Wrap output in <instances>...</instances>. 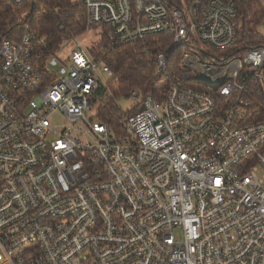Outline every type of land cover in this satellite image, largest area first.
I'll use <instances>...</instances> for the list:
<instances>
[{"label": "built area", "instance_id": "built-area-1", "mask_svg": "<svg viewBox=\"0 0 264 264\" xmlns=\"http://www.w3.org/2000/svg\"><path fill=\"white\" fill-rule=\"evenodd\" d=\"M80 2L111 46L190 45L185 76L130 90L113 132L87 116L112 72L75 36L0 38V264H264V45L219 62L192 46L234 47L236 0Z\"/></svg>", "mask_w": 264, "mask_h": 264}, {"label": "trees", "instance_id": "trees-1", "mask_svg": "<svg viewBox=\"0 0 264 264\" xmlns=\"http://www.w3.org/2000/svg\"><path fill=\"white\" fill-rule=\"evenodd\" d=\"M236 6L234 47L221 52L194 43L193 49L204 60L219 62L241 50L264 45V37L251 28L255 21L264 18V0H236ZM85 16V7L80 1L25 0L22 5H15L0 0V38L19 40L22 25L27 23L33 33L45 40L49 53L61 38L78 36L86 30ZM101 32L99 40L95 43L93 57L106 64L113 76L107 85L106 93L105 89L99 91V95L104 92V97L97 104L95 118L107 123L114 132V129L121 128V115L116 100L126 96L132 89L143 96L156 95L159 89L170 82L183 78L185 73L179 68V62L183 52L190 50V45L171 47V35L161 33L148 35L124 45L111 46L107 28L102 26ZM161 53L166 56L169 79L155 74V57ZM256 94L263 100L259 90ZM251 108L255 109L256 104ZM137 111L138 108H134L131 113Z\"/></svg>", "mask_w": 264, "mask_h": 264}, {"label": "rangeland", "instance_id": "rangeland-1", "mask_svg": "<svg viewBox=\"0 0 264 264\" xmlns=\"http://www.w3.org/2000/svg\"><path fill=\"white\" fill-rule=\"evenodd\" d=\"M72 1H80V0H72ZM259 21L260 19L254 22L256 23L255 31L257 32V34L264 37V21H261V22ZM101 31H102V25H95V26H92L86 29L82 34L75 36V37H76L77 42L81 44L83 47H85L87 51L93 56V51L95 52V48H96L95 43L99 40V37L102 33ZM75 43L76 41L71 40V42L67 46V50L68 51L71 50L72 47H74ZM65 52L66 50L64 51V53ZM136 102L137 101L135 99L127 97V96H121L120 98L117 99L118 108L124 112L130 110L136 104ZM96 107H97V102L90 106L89 111H87L88 118H91V119L94 118V115L96 114ZM52 120L56 124H59L61 121V117L59 115H54ZM76 127L80 129V131L85 129L83 126H80L79 124H76ZM114 132H116V129H114Z\"/></svg>", "mask_w": 264, "mask_h": 264}, {"label": "water", "instance_id": "water-1", "mask_svg": "<svg viewBox=\"0 0 264 264\" xmlns=\"http://www.w3.org/2000/svg\"><path fill=\"white\" fill-rule=\"evenodd\" d=\"M143 108V106H141V108L140 109H142Z\"/></svg>", "mask_w": 264, "mask_h": 264}]
</instances>
